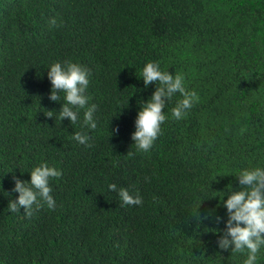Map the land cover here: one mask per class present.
<instances>
[{"label":"trees","instance_id":"16d2710c","mask_svg":"<svg viewBox=\"0 0 264 264\" xmlns=\"http://www.w3.org/2000/svg\"><path fill=\"white\" fill-rule=\"evenodd\" d=\"M58 60L90 70L95 129L56 118L64 94L48 98L47 67ZM149 60L182 72L199 98L176 120L174 95L161 134L142 152L131 133L155 87L141 78ZM77 131L90 147L73 139ZM42 161L61 170L49 181L55 208L10 212L13 177L30 179ZM257 164L264 0H0V264H242L206 229H223V220L200 217L226 219L211 196L229 184L238 190L234 174ZM109 183L142 203L123 204Z\"/></svg>","mask_w":264,"mask_h":264},{"label":"clouds","instance_id":"9594fccd","mask_svg":"<svg viewBox=\"0 0 264 264\" xmlns=\"http://www.w3.org/2000/svg\"><path fill=\"white\" fill-rule=\"evenodd\" d=\"M90 75V70L86 66L72 60H58L47 67V78L51 84L48 98L52 101H61L59 93L64 94V102L61 103L59 111H55L60 122L67 118L72 124L81 121L82 128L97 127L95 118L97 105L89 103L86 94ZM141 78L145 88L152 82L155 83V87L150 97L140 103L131 140L136 151L148 152L161 134L162 124L169 118L164 109L173 96L179 94L171 108V118L176 120L183 119L199 97L194 90L187 87L182 72H169L161 67L159 61H147L141 69ZM80 110H83L82 120ZM45 115L54 116L52 111ZM117 131L113 129V133ZM73 139L85 147H90L87 132L77 131L73 133ZM28 173L30 176L28 180L13 177L12 192L18 195L14 200L8 201L9 211H19L22 206L24 214L30 216L34 206L38 209L41 204H45L48 209H54L56 201L51 194L52 187L49 181L51 178L60 177L61 170L42 161L34 165ZM234 176L239 185L238 190H231L229 184L230 187L220 191V195L211 196L220 198L217 206L222 203L226 219L220 215L212 217V211L205 212L203 217H199L200 219L211 217L215 224L223 220V229L206 228L214 234L218 233L216 246L219 249L230 251L233 256L243 255L242 264H259L260 254L264 250V165L241 168ZM108 189L115 191L123 204L142 203V196L138 192L130 193L127 188L118 187L115 183H109ZM205 198L208 196L202 200Z\"/></svg>","mask_w":264,"mask_h":264}]
</instances>
